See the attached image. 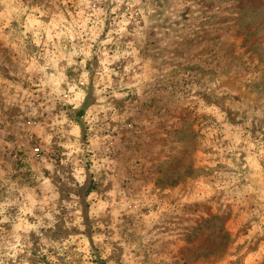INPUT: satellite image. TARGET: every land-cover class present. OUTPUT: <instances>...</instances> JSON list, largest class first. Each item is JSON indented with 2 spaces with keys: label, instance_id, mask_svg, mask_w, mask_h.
<instances>
[{
  "label": "clouds",
  "instance_id": "1",
  "mask_svg": "<svg viewBox=\"0 0 264 264\" xmlns=\"http://www.w3.org/2000/svg\"><path fill=\"white\" fill-rule=\"evenodd\" d=\"M0 264H264V0H0Z\"/></svg>",
  "mask_w": 264,
  "mask_h": 264
}]
</instances>
